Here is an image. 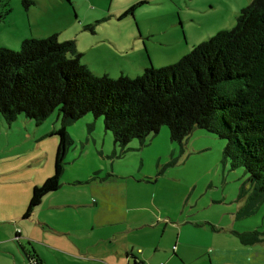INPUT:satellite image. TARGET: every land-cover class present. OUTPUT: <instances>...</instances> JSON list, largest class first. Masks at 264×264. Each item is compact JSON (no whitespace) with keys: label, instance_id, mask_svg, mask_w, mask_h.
<instances>
[{"label":"rangeland","instance_id":"rangeland-1","mask_svg":"<svg viewBox=\"0 0 264 264\" xmlns=\"http://www.w3.org/2000/svg\"><path fill=\"white\" fill-rule=\"evenodd\" d=\"M26 1L31 2L28 8L24 0H6L8 5L0 6V12L11 9L0 21V49L20 51L25 39L56 34L60 42L75 41L82 62L95 75L112 78H136L147 67L177 63L194 47L233 29L243 9L253 2ZM140 67L144 70L139 74ZM61 128L59 109L39 125L24 115L10 124L0 118L1 212L21 213L34 187L53 176ZM66 130L71 145L61 189L51 198L99 201L97 195L124 186L129 205L144 208L131 210V215L153 214L146 219L167 221L174 228L169 233L178 238L182 231V241L191 249L222 246L264 253V202H255L245 170L231 169L223 155L226 141L216 134L195 127L181 143L173 142L169 127L162 126L144 142L135 139L120 149L105 129L103 117L87 114ZM90 175L97 181L88 182ZM117 175L122 179L112 180ZM43 208L44 204L39 209ZM164 226L165 222L150 233L156 236ZM23 245H29L28 241L19 239L11 258H5L7 250L0 247V264H22L26 260Z\"/></svg>","mask_w":264,"mask_h":264},{"label":"trees","instance_id":"trees-1","mask_svg":"<svg viewBox=\"0 0 264 264\" xmlns=\"http://www.w3.org/2000/svg\"><path fill=\"white\" fill-rule=\"evenodd\" d=\"M10 12H0V21ZM82 56L74 40L60 42L56 34L25 39L20 51L0 49V118L10 124L24 115L39 125L57 109L62 117L54 174L34 187L25 219L61 188L71 145L66 127L87 114L104 118L120 149L135 139L144 142L162 126L173 142L181 143L195 127L216 134L226 141L223 155L231 169L243 168L255 202L264 200V0L244 8L233 29L136 78L97 76Z\"/></svg>","mask_w":264,"mask_h":264},{"label":"crops","instance_id":"crops-1","mask_svg":"<svg viewBox=\"0 0 264 264\" xmlns=\"http://www.w3.org/2000/svg\"><path fill=\"white\" fill-rule=\"evenodd\" d=\"M143 70L140 67L138 73L140 74ZM112 174L116 173L112 171ZM115 179H122V177L117 175L112 180ZM87 180L90 183L97 181L91 175ZM56 192L46 195L32 216L27 219L24 218L27 207L21 213L16 211L14 214L0 210V247L7 250L3 251L5 258H11L10 252L16 253V242L19 239H25L29 245L28 247L23 245L27 261L23 259L22 264H30L31 259L38 260L39 264H256V261L264 262V253H257L251 249L241 251L238 248L222 246L201 249L187 247L182 241V231L178 234V238L175 234H170L169 229L174 228L169 227L167 221H155L152 219L153 214L131 215V210L144 208H140L137 204L129 205L127 190L124 186H118L111 192L97 195L99 201L90 198L88 200L51 198ZM263 202L264 200L257 204ZM43 204L45 208L40 210ZM150 215L152 217L146 219ZM19 219L28 221L23 223ZM161 222H165L166 226L162 232L156 233L158 236L156 238L150 231L163 226ZM166 235H168L167 240L163 241Z\"/></svg>","mask_w":264,"mask_h":264},{"label":"built area","instance_id":"built-area-1","mask_svg":"<svg viewBox=\"0 0 264 264\" xmlns=\"http://www.w3.org/2000/svg\"><path fill=\"white\" fill-rule=\"evenodd\" d=\"M30 264H39L38 260L36 259H31Z\"/></svg>","mask_w":264,"mask_h":264}]
</instances>
